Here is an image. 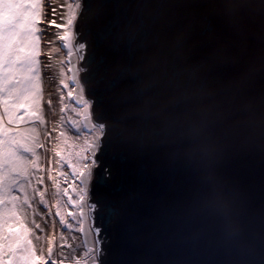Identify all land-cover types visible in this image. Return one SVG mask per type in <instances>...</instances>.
Returning <instances> with one entry per match:
<instances>
[{
  "label": "clouds",
  "instance_id": "clouds-1",
  "mask_svg": "<svg viewBox=\"0 0 264 264\" xmlns=\"http://www.w3.org/2000/svg\"><path fill=\"white\" fill-rule=\"evenodd\" d=\"M146 137L193 173L197 202L240 264H264V0H140ZM264 179V171L261 173Z\"/></svg>",
  "mask_w": 264,
  "mask_h": 264
},
{
  "label": "rangeland",
  "instance_id": "rangeland-1",
  "mask_svg": "<svg viewBox=\"0 0 264 264\" xmlns=\"http://www.w3.org/2000/svg\"><path fill=\"white\" fill-rule=\"evenodd\" d=\"M80 10L0 0V246L18 243L27 264H100L88 199L103 131L74 44Z\"/></svg>",
  "mask_w": 264,
  "mask_h": 264
},
{
  "label": "water",
  "instance_id": "water-1",
  "mask_svg": "<svg viewBox=\"0 0 264 264\" xmlns=\"http://www.w3.org/2000/svg\"><path fill=\"white\" fill-rule=\"evenodd\" d=\"M139 3L81 0L75 22L81 80L103 131L88 199L99 263L240 264V250L198 204L193 173L144 134ZM250 168L253 196L264 202V165Z\"/></svg>",
  "mask_w": 264,
  "mask_h": 264
},
{
  "label": "snow or ice",
  "instance_id": "snow-or-ice-1",
  "mask_svg": "<svg viewBox=\"0 0 264 264\" xmlns=\"http://www.w3.org/2000/svg\"><path fill=\"white\" fill-rule=\"evenodd\" d=\"M4 258L8 259V264H27V254L16 242L0 246V264H3Z\"/></svg>",
  "mask_w": 264,
  "mask_h": 264
},
{
  "label": "trees",
  "instance_id": "trees-1",
  "mask_svg": "<svg viewBox=\"0 0 264 264\" xmlns=\"http://www.w3.org/2000/svg\"><path fill=\"white\" fill-rule=\"evenodd\" d=\"M103 136V133H102V135H101V137ZM91 164V163H90Z\"/></svg>",
  "mask_w": 264,
  "mask_h": 264
},
{
  "label": "bare ground",
  "instance_id": "bare-ground-1",
  "mask_svg": "<svg viewBox=\"0 0 264 264\" xmlns=\"http://www.w3.org/2000/svg\"><path fill=\"white\" fill-rule=\"evenodd\" d=\"M99 146H100V144H99Z\"/></svg>",
  "mask_w": 264,
  "mask_h": 264
}]
</instances>
